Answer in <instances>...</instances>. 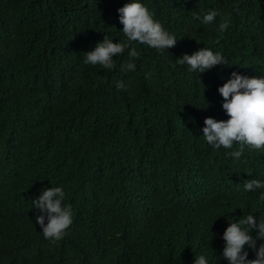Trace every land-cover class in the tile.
<instances>
[{
  "label": "trees",
  "instance_id": "trees-1",
  "mask_svg": "<svg viewBox=\"0 0 264 264\" xmlns=\"http://www.w3.org/2000/svg\"><path fill=\"white\" fill-rule=\"evenodd\" d=\"M129 2L0 0V264H93L94 254L100 264H191L180 258L185 245L223 264L230 223L264 216V189L244 188L264 182V149L245 147L236 160L228 153L237 144L216 149L203 136L207 117L225 120L215 106L233 72L264 76V0H140L176 45L133 42L137 59L128 48L111 70L85 64L105 36L127 41L118 9ZM205 47L228 65L172 67ZM130 60L135 70L121 71ZM49 182L62 184L73 217L56 242L37 223L47 214L19 192ZM123 186H150L152 209L124 195L121 213L107 211L101 196Z\"/></svg>",
  "mask_w": 264,
  "mask_h": 264
},
{
  "label": "clouds",
  "instance_id": "clouds-1",
  "mask_svg": "<svg viewBox=\"0 0 264 264\" xmlns=\"http://www.w3.org/2000/svg\"><path fill=\"white\" fill-rule=\"evenodd\" d=\"M119 20L123 25V33L127 41L123 43L113 42L105 36L94 50L86 53L85 64L100 65L104 69L115 68L113 57L119 56L130 48L128 56L132 59L139 58L140 53L133 42L146 44L151 48L163 52L177 43L175 35L170 34L164 29L161 23L153 18V14L144 6L140 0H131L123 7L118 9ZM217 12L212 11L203 17L204 24L214 22ZM229 27L228 22H221L218 31L223 32ZM218 42V41H217ZM189 66L190 71L204 73L217 65L227 64L222 54L213 52L205 47L192 54H183L177 58L172 65ZM228 65V64H227ZM136 65L131 60L121 65V71H134ZM117 88L122 89L124 85L118 82ZM223 98L216 100V108L220 111L225 120H217L207 117L204 121L203 136L208 144L219 149H233L234 145L238 148L228 153L229 156L240 160L243 156L245 147L249 149H264V76L248 77L233 72L229 79L218 89ZM213 101V100H212ZM201 123L200 125H202ZM199 126V125H198ZM51 188L41 187L36 193L31 195L26 190H21L20 195L32 200L35 207L47 214L37 216V223L41 226L45 239L56 242L67 234V229L73 223L71 206H62L65 197V189L60 187L62 184L49 182ZM121 185V183H120ZM147 188L141 186L119 187L114 192L101 196L104 200H111L112 206L107 211L120 210V196L133 195L138 199V204L143 210H151L154 205V198ZM245 191H255L264 189V182L257 179H250L244 184ZM109 190V188H108ZM118 197V198H116ZM212 200V197L209 202ZM260 200H264V193H261ZM98 210L104 211L98 207ZM105 212V211H104ZM253 230H258V236L253 237ZM257 238L264 239V216L260 217L259 222L254 215L239 220L238 223L232 222L223 233L224 244L219 250L223 252L220 256L223 264H264V244H260L257 249ZM246 246L256 251L255 259H248ZM89 253V252H88ZM180 258H184L191 264H208L204 254L190 253V247L185 245L180 252ZM93 264H100L99 259L94 254Z\"/></svg>",
  "mask_w": 264,
  "mask_h": 264
}]
</instances>
